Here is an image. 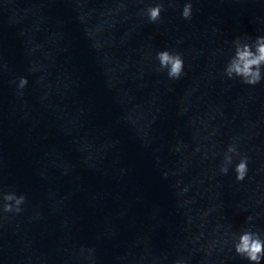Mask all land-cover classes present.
Segmentation results:
<instances>
[{"label":"clouds","instance_id":"9594fccd","mask_svg":"<svg viewBox=\"0 0 264 264\" xmlns=\"http://www.w3.org/2000/svg\"><path fill=\"white\" fill-rule=\"evenodd\" d=\"M163 4L157 3L155 6L148 7L145 11L150 22H157L161 18ZM182 17L190 19L192 15V4L186 3L183 7ZM235 51L224 69V75L229 79L239 78L243 84L255 86L264 79V36H258L251 42L242 43L238 38L234 41ZM156 59L159 61V70L167 69L169 79H179L184 74V60L179 52L162 50L156 53ZM26 77H20L18 88L23 89L27 86ZM234 155H239L234 145H229L224 155V164L220 167V173L227 175L229 172L228 165L232 163ZM235 178L238 182L245 179L248 172V158L241 157L234 168ZM26 195L15 192L3 193L0 196V214L15 213L23 211L22 205L26 202ZM251 220V217H247ZM234 251L236 255L245 258L249 264H261L264 259V238H261L258 232L251 229L242 231L234 237Z\"/></svg>","mask_w":264,"mask_h":264}]
</instances>
